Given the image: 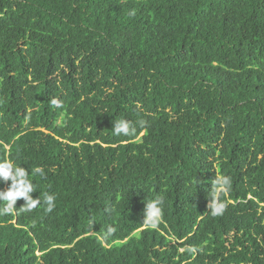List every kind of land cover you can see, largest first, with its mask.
<instances>
[{"label":"trees","instance_id":"1","mask_svg":"<svg viewBox=\"0 0 264 264\" xmlns=\"http://www.w3.org/2000/svg\"><path fill=\"white\" fill-rule=\"evenodd\" d=\"M0 157V264H264V0H0Z\"/></svg>","mask_w":264,"mask_h":264},{"label":"clouds","instance_id":"2","mask_svg":"<svg viewBox=\"0 0 264 264\" xmlns=\"http://www.w3.org/2000/svg\"><path fill=\"white\" fill-rule=\"evenodd\" d=\"M55 103V101H53ZM115 135H130L134 128L127 119H120L113 122L112 127ZM32 174L44 177L45 172L42 167L31 168V171L21 166L13 159L0 157V182L10 181V186L4 190L0 189V216L11 215L16 211L22 213H32L41 205L45 206L44 211L51 213L56 208V196L50 192H41L40 196L34 197L33 193L38 189L34 180L30 178ZM230 187V179L226 176L216 175L213 181V188L208 192L210 213L212 216L222 215L224 204L219 201L220 195ZM24 201L20 208H16L17 201ZM164 204L163 196L156 195L147 197L144 210V221L151 227H156L162 214ZM96 220L93 218L90 223L93 225ZM113 232L108 227L104 233L110 236Z\"/></svg>","mask_w":264,"mask_h":264}]
</instances>
